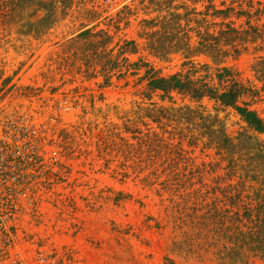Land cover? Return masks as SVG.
Returning <instances> with one entry per match:
<instances>
[{
    "label": "rangeland",
    "instance_id": "374dc122",
    "mask_svg": "<svg viewBox=\"0 0 264 264\" xmlns=\"http://www.w3.org/2000/svg\"><path fill=\"white\" fill-rule=\"evenodd\" d=\"M139 2L75 0L39 36L0 25V128L15 123L27 134L16 135L36 139L35 158L22 155L14 169L0 264H227L174 208L183 195L148 185L147 176L176 173L215 193L243 178L251 195L264 189V137L212 98L148 91L146 75L184 74L190 64L149 52L138 32L151 15ZM259 56H194L192 78L228 87L218 78L227 68L249 90L240 101L264 121ZM222 139L228 146H217ZM241 264H264V256Z\"/></svg>",
    "mask_w": 264,
    "mask_h": 264
},
{
    "label": "trees",
    "instance_id": "16d2710c",
    "mask_svg": "<svg viewBox=\"0 0 264 264\" xmlns=\"http://www.w3.org/2000/svg\"><path fill=\"white\" fill-rule=\"evenodd\" d=\"M74 3L75 0H0V25L14 26L20 32L39 36L61 21ZM139 3L151 15L140 21L138 32L149 52L162 59L179 53L185 59L184 64H190L184 74L178 72L164 77L152 72L146 75L148 91H176L197 101L212 98L223 106L233 107L250 129L264 137V121L248 103L240 101L249 90L234 80L231 71L218 70L219 80L230 82L228 87L219 84L218 88L192 78L196 68L191 61L198 55L221 62L249 50L264 52V0H140ZM128 44L129 51L134 52V41ZM255 68V72L264 73V56L258 57ZM224 145L228 146L223 139L217 144ZM147 178H152L148 185L157 184L171 197L183 195V204L178 201L174 208L188 224L198 227L195 239L203 240L216 259L241 264L249 254L264 256V189L244 194L242 177L238 186L217 193L204 184L192 189L191 179L176 173L152 174ZM251 178L258 180L257 176ZM259 182L263 184L264 179Z\"/></svg>",
    "mask_w": 264,
    "mask_h": 264
},
{
    "label": "built area",
    "instance_id": "2783aa9c",
    "mask_svg": "<svg viewBox=\"0 0 264 264\" xmlns=\"http://www.w3.org/2000/svg\"><path fill=\"white\" fill-rule=\"evenodd\" d=\"M12 126V135L6 136V132L11 130ZM4 127L5 124L2 122L0 128V135L2 136L0 137V202L1 206L5 208V211L0 214V223H4L7 220V216L11 213V211L6 209L10 200L14 206V189L18 184V175L15 174L14 169L16 166L19 167L20 161L18 159H21L22 155H25L28 159H34L36 156L35 138H22L20 135H16L19 131L22 133L21 135L26 136L27 134L23 133L21 129L18 131L15 123L7 125V129Z\"/></svg>",
    "mask_w": 264,
    "mask_h": 264
}]
</instances>
